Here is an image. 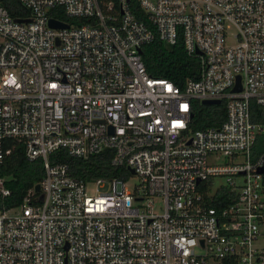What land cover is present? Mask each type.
Instances as JSON below:
<instances>
[{
  "label": "built area",
  "instance_id": "1",
  "mask_svg": "<svg viewBox=\"0 0 264 264\" xmlns=\"http://www.w3.org/2000/svg\"><path fill=\"white\" fill-rule=\"evenodd\" d=\"M18 2L24 18L0 1V161L20 143L43 177L0 210V264H264V0H135L142 18L130 0ZM155 37L181 39L197 77L150 75ZM193 100L225 118L192 130ZM60 149H111L125 173L77 178L49 160Z\"/></svg>",
  "mask_w": 264,
  "mask_h": 264
},
{
  "label": "trees",
  "instance_id": "2",
  "mask_svg": "<svg viewBox=\"0 0 264 264\" xmlns=\"http://www.w3.org/2000/svg\"><path fill=\"white\" fill-rule=\"evenodd\" d=\"M13 18H24L28 11L18 2V0H0ZM133 12L138 18H142V13L135 3L130 0ZM58 11V10H55ZM54 15V10L50 12ZM58 18V17H57ZM62 18L63 17H59ZM78 22L85 21L84 18L76 19ZM141 58L146 71L154 76L169 79L178 85H182L187 78L195 79L198 75V59L189 56L183 47L181 39L175 44L167 45L157 37L148 44L142 46ZM251 119L255 122L264 120V106L256 104L250 100ZM225 118V108L221 104H203L198 100H193L192 116L189 121V127L192 130L206 126H215L221 123ZM264 134L260 135L253 146V151H264ZM11 140H5L4 144L9 146ZM111 149H104L99 153L91 154L86 158L71 157L63 149L56 150L49 155L51 162H64L68 164L69 173L72 176L83 180H89L97 177H114L125 173L123 167L116 168L111 165ZM43 177V164L41 158L27 160L24 156L23 148L20 143H15L11 153L3 157L0 161V178L4 179L5 187L9 190L6 196H0V210L9 209L18 206L27 191L34 189ZM213 206H221L224 203L216 199L210 201Z\"/></svg>",
  "mask_w": 264,
  "mask_h": 264
},
{
  "label": "water",
  "instance_id": "3",
  "mask_svg": "<svg viewBox=\"0 0 264 264\" xmlns=\"http://www.w3.org/2000/svg\"><path fill=\"white\" fill-rule=\"evenodd\" d=\"M49 25H50L51 27H64V26H67L66 24L61 23V22H58V21H56V20H54V19H50V20H49ZM238 80H239V78L237 77V87H235L234 90L239 89V87H238ZM202 103H203V104H218L219 101H218V100H203ZM261 171H262V170H261ZM34 189H35V191H38V189H39V185L36 184Z\"/></svg>",
  "mask_w": 264,
  "mask_h": 264
},
{
  "label": "rangeland",
  "instance_id": "4",
  "mask_svg": "<svg viewBox=\"0 0 264 264\" xmlns=\"http://www.w3.org/2000/svg\"><path fill=\"white\" fill-rule=\"evenodd\" d=\"M223 159H225V158L224 157H221V160H223ZM208 162H212V159L209 158L208 159ZM136 181H137V178L135 176L130 177V179L128 181L129 182L128 186H131L132 184L136 183ZM215 182H216L217 185L223 184L224 183V179L223 178L216 177ZM104 189H102V190H104ZM157 204H159V202Z\"/></svg>",
  "mask_w": 264,
  "mask_h": 264
}]
</instances>
